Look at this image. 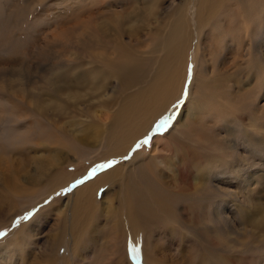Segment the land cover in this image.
Instances as JSON below:
<instances>
[{
  "label": "rangeland",
  "instance_id": "374dc122",
  "mask_svg": "<svg viewBox=\"0 0 264 264\" xmlns=\"http://www.w3.org/2000/svg\"><path fill=\"white\" fill-rule=\"evenodd\" d=\"M80 40L117 42L123 50L127 44L140 58L132 62L145 75L139 87L120 95L114 79L106 82L104 89L114 94L105 122L96 117L105 100L101 84L93 90L70 79L84 72L97 83L98 65L63 45ZM48 78L62 80L59 100L48 96ZM186 83L190 95L180 108ZM137 91L129 104L126 98ZM147 118L145 132L140 126ZM159 140L168 147L152 153ZM141 165L151 175L145 173L144 185L132 177ZM117 169L116 178L92 194L95 207L114 209L124 229L122 253L106 264H186L181 257L188 240L205 260L195 264H264V0H0V174L10 171L17 183L16 189L0 184V264H88L107 240L92 232L107 218L75 247V190ZM183 169L191 173L185 180L178 176ZM219 170H225L226 194L214 187ZM208 175L210 192L196 191ZM127 182L142 189L158 182L171 218L135 219L142 230L132 234ZM145 197L156 213L152 197ZM222 200L227 225L216 218ZM250 220H262L261 227Z\"/></svg>",
  "mask_w": 264,
  "mask_h": 264
},
{
  "label": "bare ground",
  "instance_id": "6f19581e",
  "mask_svg": "<svg viewBox=\"0 0 264 264\" xmlns=\"http://www.w3.org/2000/svg\"><path fill=\"white\" fill-rule=\"evenodd\" d=\"M94 32V31H93ZM92 33V32H91ZM176 33V32H175ZM97 34V33H96ZM174 34V33H173ZM84 35V33H83ZM94 35V34H93ZM175 36V35H173ZM178 36V33L177 35ZM85 37V36H84ZM88 37V36H87ZM179 37V36H178ZM177 38V37H176ZM90 39V36H89ZM88 38L87 40L90 41ZM85 41V40H83ZM80 40V42H66L65 44H63L66 49H72L75 51H78L79 49H81L87 56L88 60H90V64H94V65H98L97 67H93V69L96 71V78H97V83L95 84H91L89 82V80H87V78L85 77L86 74L82 73H78V74H74L72 73L73 76L70 77L71 81L73 84L75 83H81L80 86H82L85 83V86L88 87V85H91L92 89L94 90V88L97 87V85L102 86V88L104 89L106 87V82L107 84L109 83V80L114 79L113 81L116 82V85L119 84L118 89H116L117 93H119L120 95L125 93L126 91L133 89L135 87H139L140 84H143L144 82V72L142 70H139L138 66H132V62L137 60L140 61L139 57L133 56L131 55L132 53L135 52H130V54L126 51L125 46L124 50L119 46V44L117 45V42H83ZM76 45H74V44ZM120 43V42H119ZM175 43V42H174ZM121 44V43H120ZM136 44V42H135ZM139 44V42L137 43ZM169 44V43H168ZM167 46H171V42L170 45ZM62 45V46H63ZM173 45V44H172ZM51 46V45H50ZM132 46V45H131ZM138 46V45H137ZM52 47H54L52 45ZM128 47V45H127ZM126 47V48H127ZM136 47V46H135ZM111 50V54H109L110 56H105L104 51H106L107 49ZM133 48V46H132ZM138 48V47H137ZM135 48V49H137ZM178 48V47H177ZM168 49V48H167ZM171 49V48H169ZM168 49V50H169ZM101 51L103 53V55H100L101 53H97V51ZM128 50V49H127ZM130 50V49H129ZM132 50V49H131ZM173 50V49H172ZM207 50V49H206ZM167 51V50H166ZM174 51V50H173ZM110 52V51H108ZM97 53V54H96ZM138 55V54H137ZM169 55V54H168ZM94 56V57H93ZM97 56V57H95ZM101 56H105V58L103 60H100L99 57ZM165 56V55H164ZM71 61H75V59L72 56H69ZM102 58V57H101ZM164 58V57H163ZM162 58V59H163ZM95 59H99V61L96 63ZM129 60L130 63L129 65L124 64V61ZM143 60V59H142ZM162 63V62H161ZM58 69L63 68V66L60 63H55ZM100 66H102V69H99ZM163 66V65H162ZM55 69V68H54ZM53 69V70H54ZM90 70V69H89ZM161 70V69H160ZM184 70V69H183ZM88 72V71H87ZM60 73V72H59ZM58 74V73H57ZM157 74V73H156ZM56 74H54L52 76V78L55 76ZM162 75V74H161ZM66 76V75H65ZM64 76V77H65ZM93 76V75H91ZM95 76V75H94ZM63 78V74H59L57 76V78L59 79ZM88 77V76H87ZM106 77L108 79H106ZM95 78V79H96ZM55 79V78H54ZM65 79V78H64ZM156 78H154L155 80ZM66 80V79H65ZM69 80V79H68ZM62 81V80H61ZM59 80V83L61 84V82ZM112 82V81H111ZM47 94L51 99H56L59 100V94L62 91V84L58 86L59 83L55 84V82L53 83L52 80L50 78H48L47 80ZM65 83V82H64ZM71 83V84H72ZM94 83V82H93ZM109 85V84H108ZM170 87V86H169ZM70 86H68L66 89H69ZM102 89V90H103ZM65 90V89H64ZM96 90V89H95ZM111 90V92L109 91ZM141 90V89H140ZM145 90V89H144ZM142 90V92L144 91ZM147 90V89H146ZM96 92V91H95ZM103 97H105V100H102V102L99 101L98 106L100 107V111L97 113L96 117H101L102 121L105 122L108 120V115L106 113V111L112 106L109 102L111 100V96L114 94V90L113 89H104L103 90ZM102 93V94H103ZM111 93V94H109ZM142 94V93H141ZM100 96V95H99ZM135 96H140L138 91L134 92L133 95L129 96L126 98V100H129V104L132 103L133 99ZM129 98V99H128ZM100 99V98H99ZM112 101V100H111ZM169 103V102H168ZM61 106V105H60ZM160 108V105H159ZM164 108V107H163ZM42 109V108H41ZM40 109V110H41ZM45 109V108H44ZM48 110V108H46ZM44 110V112H46L47 110ZM51 109V108H50ZM52 110V109H51ZM62 109L59 107L54 108V111H61ZM130 110V109H129ZM159 110V109H158ZM162 110V109H161ZM42 111V110H41ZM49 111V110H48ZM143 112L142 109L138 110V113ZM127 113V112H126ZM160 114V113H159ZM158 114V115H159ZM126 115V114H125ZM113 117V116H112ZM153 117V116H152ZM140 117H137L134 119V121H136V119H139ZM127 119V118H126ZM125 119H122L121 122L119 124H122V122ZM150 123L151 121L147 118V120L143 123V125L140 126L141 130H146L145 132H147V130L150 127ZM116 118L114 116V121L112 124V128L113 130H110L111 133L113 134V132L116 130ZM125 127V126H124ZM110 131L108 133H110ZM109 136V134H108ZM160 137V136H159ZM157 145L159 146V148H157ZM155 147L154 150L152 151V153L160 151V150H164L166 147H168V143L164 142L163 140H159L157 141V143L154 145ZM124 147V146H121ZM128 148V147H127ZM233 149V148H232ZM116 150V149H115ZM115 150H112V152H115ZM108 151V150H107ZM117 155V154H115ZM113 155V156H115ZM112 156V157H113ZM139 156V155H138ZM109 157V156H108ZM55 158V156L53 157ZM56 159V158H55ZM146 159V158H145ZM144 159V160H145ZM137 165V164H136ZM255 165V164H254ZM43 167V166H42ZM134 169V168H133ZM120 170V169H119ZM117 169V171H112V173H107V174H103L102 176H100L99 178L95 179V181L84 185V187L79 188V190H75V192L77 193V198L74 200V207L72 210V222H71V233L73 232L76 237H77V241L75 244V247H78V245H80L81 241H84L85 238V234H86V230H89L90 227H92L94 225V223L96 221H101L102 219H104L105 217L107 219H104L103 225H101V227L99 226V230H96L93 233V236H98L100 233L103 232V234L106 235L107 240L106 241H101L99 248L94 251V254L92 255V260L88 263V264H106L109 260H111L112 257H115L116 255H118L120 253V250H122V248H124V238L125 236H123L124 234V229L121 225V222H119L118 218L116 220V213L114 212V209L107 211L106 207H104L105 209L103 210V212H100L96 207H95V200H94V196L92 194H94V189L95 187H98V185H102V182H105L107 180H112L113 178H116V174L119 171ZM136 171V170H135ZM133 171V172H135ZM183 172H180L179 170V178L181 180H185L186 177H189V175L191 173L184 171V169L182 170ZM187 171V170H186ZM189 171V170H188ZM147 172L146 170V165H141L137 171V173H135V175H133V179H139V181L142 183L144 182V180H148L145 179V173ZM148 173V172H147ZM119 174V173H118ZM131 174V173H129ZM150 175V173H148ZM35 175H38V172H36ZM120 175V174H119ZM165 175V174H164ZM213 175V174H212ZM225 170L221 171L219 170V176L218 178L215 176V178H213L210 175H208L206 178H203V183L201 184V187L199 189H195L196 191H200V193H206V192H210L209 189L211 187V183L210 181L215 179L214 182H216V184L214 185V187L216 189H219L220 192L222 194H226V190H227V182L225 181ZM37 177V176H36ZM35 177V178H36ZM119 177V176H118ZM131 177V178H132ZM153 177V176H152ZM58 177H56L57 179ZM130 178V179H131ZM155 178V177H153ZM166 178V177H165ZM168 178V177H167ZM201 178V176L199 177ZM37 179V178H36ZM156 179V178H155ZM188 179V178H187ZM202 179V178H201ZM34 180V178H33ZM55 180V179H54ZM129 180V178H128ZM196 180V179H195ZM243 177H241V181L243 183V186L247 184V182L242 181ZM36 181V180H34ZM57 181H59L57 179ZM131 181V180H130ZM61 183L63 181H60ZM229 182V181H228ZM245 182V183H244ZM139 183V182H138ZM146 182L143 183V185ZM199 183V182H198ZM0 184L1 186H4L3 189H5L6 186H11L14 189H16L15 187H17V183H16V177H14L10 171L7 172H2L0 174ZM63 184V183H62ZM61 184V185H62ZM132 184V183H131ZM161 184V183H160ZM229 184V183H228ZM55 185V184H54ZM58 185V184H56ZM60 185V184H59ZM146 186V185H145ZM162 186V184H161ZM229 186V185H228ZM56 186H53V188ZM145 188V187H143ZM195 188V187H194ZM97 191V190H96ZM145 192L146 194L148 193V195H150L152 197V204L155 205L157 208H154V210L156 211V213H154L151 208L149 207V201L148 199L145 197ZM75 193V194H76ZM221 194V195H222ZM198 195V194H197ZM124 196V207H126L125 211H126V219L129 222V226H130V230L133 233L137 234L139 231L138 230H142L138 224L137 221H135V219L137 220H143L146 221L145 216H149L151 217L153 220H157L159 221L160 219H156V217L158 216H164L166 219L171 218L170 215V211L168 210L169 204H170V199H167V193H164L163 190L160 188L159 183L157 182L155 187H151V188H147V189H142V188H138L135 186H131L129 182H127L126 186H125V191L123 193ZM134 197H136L137 199H135ZM174 197V196H173ZM199 198V197H198ZM175 199V197H174ZM241 199V198H240ZM169 200V201H168ZM73 201V202H74ZM223 201V200H222ZM237 201V200H236ZM111 202V201H110ZM134 202V204H133ZM223 203H226V201L222 202L221 205H218L216 207V218L218 221H222L225 223V225H227V221H226V217L225 215V210L226 208H224L222 205ZM228 203V202H227ZM228 205V204H227ZM121 206V205H120ZM108 207V206H107ZM122 207V206H121ZM132 207V208H131ZM226 207V206H225ZM206 209V208H204ZM123 210V208H122ZM121 209L119 210L120 212L122 211ZM104 213V214H103ZM227 214V213H226ZM97 215V217H96ZM140 215L139 217H136ZM100 216V217H99ZM204 220V219H203ZM208 220V219H207ZM264 220V219H263ZM162 221V220H161ZM170 221V220H169ZM251 221V220H250ZM249 221V222H250ZM160 222V221H159ZM259 221H251L250 223H252L251 225H256L261 227V222L262 220H260V223H258ZM171 223V222H170ZM264 223V221H263ZM203 226V225H202ZM144 227V226H143ZM258 227V228H259ZM182 228V227H181ZM256 228V227H255ZM184 229V228H183ZM204 227L200 228V230H203ZM182 230V229H181ZM138 231V232H137ZM174 231V229H173ZM173 231L171 233V238L175 237V234L173 233ZM122 232V233H121ZM141 232V231H140ZM139 232V233H140ZM91 233V234H92ZM168 233V232H166ZM147 235V234H146ZM170 235V234H168ZM177 235V234H176ZM90 236V235H89ZM100 236V235H99ZM98 236V237H99ZM184 237V236H183ZM189 237V236H188ZM92 238V237H91ZM90 238V239H91ZM94 238V237H93ZM168 238V237H167ZM141 239V238H140ZM193 239V238H192ZM86 240V239H85ZM183 238L180 241V244L182 243ZM142 241V239H141ZM147 243H148V239H146ZM167 241V240H166ZM164 241V242H166ZM88 242V241H87ZM92 242V241H91ZM91 242L88 243L91 245ZM95 242V241H94ZM158 242V241H156ZM162 242V241H161ZM84 243V242H83ZM143 243V242H142ZM145 243V246H149V243L147 244ZM152 243V242H151ZM164 244V243H163ZM74 245V244H73ZM72 245V246H73ZM85 245V244H84ZM153 245V244H151ZM150 245V246H151ZM157 245V244H156ZM83 246V245H82ZM159 246V244H158ZM92 247V246H91ZM156 247V246H154ZM183 250H186L187 252L184 253L182 255L181 258L184 259V257L186 256V260L185 263L186 264H195V261L200 259L201 261H205L201 256H197L196 254H193L192 252H194L196 246L194 244V242L188 240L186 242H184V246H183ZM75 250V249H74ZM95 250V249H94ZM152 250V249H151ZM84 251V250H81ZM86 251V250H85ZM123 251V250H122ZM121 251V253H122ZM200 251V250H198ZM120 253V254H121ZM154 253V251H153ZM124 254V252H123ZM157 254V253H156ZM202 254V252H201ZM204 254V253H203ZM154 255V254H153ZM181 255V254H180ZM179 255V256H180ZM122 256V255H121ZM119 257V256H118ZM123 257V256H122ZM126 257V256H125ZM155 257V256H154ZM83 258V257H82ZM117 258V257H116ZM176 258V257H175ZM181 259V260H183ZM116 260V259H114ZM153 258H149V260L147 259V261H152ZM183 260V261H184ZM178 261V260H177ZM92 262V263H91ZM184 262H179L176 264H183ZM109 264V263H108ZM129 264V263H127Z\"/></svg>",
  "mask_w": 264,
  "mask_h": 264
},
{
  "label": "snow or ice",
  "instance_id": "6c2138e0",
  "mask_svg": "<svg viewBox=\"0 0 264 264\" xmlns=\"http://www.w3.org/2000/svg\"><path fill=\"white\" fill-rule=\"evenodd\" d=\"M189 74H191V65H189ZM190 95V90L188 88V84L186 83V88L184 89L183 93H182V99H179L180 100V108H181V105H186L187 104V97ZM181 112H182V109H181ZM180 118V117H176V120ZM174 127V123L172 124V126L168 129V131L171 130V128ZM167 133V132H165ZM154 138V136L152 137V139ZM135 153H133L134 155ZM127 161V159L125 160ZM84 182H81L80 184H74L72 185L71 187H68L65 189V192H70L73 188H75L77 185H82ZM60 194H57V196H59ZM28 217H23L21 218V220H27Z\"/></svg>",
  "mask_w": 264,
  "mask_h": 264
}]
</instances>
